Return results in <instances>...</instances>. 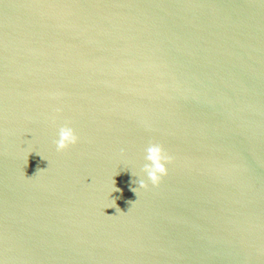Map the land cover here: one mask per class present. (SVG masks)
Listing matches in <instances>:
<instances>
[{
	"label": "water",
	"instance_id": "1",
	"mask_svg": "<svg viewBox=\"0 0 264 264\" xmlns=\"http://www.w3.org/2000/svg\"><path fill=\"white\" fill-rule=\"evenodd\" d=\"M0 264H264V0H0Z\"/></svg>",
	"mask_w": 264,
	"mask_h": 264
},
{
	"label": "clouds",
	"instance_id": "2",
	"mask_svg": "<svg viewBox=\"0 0 264 264\" xmlns=\"http://www.w3.org/2000/svg\"><path fill=\"white\" fill-rule=\"evenodd\" d=\"M79 142V136L76 130L65 125L59 129V139L55 141L56 148L58 151H65L71 146L76 145ZM148 161L144 165L143 171L146 173L148 180L155 186H158L164 176L168 174V167L166 165L172 163V157L165 151L164 147L158 143L150 144L146 149V157ZM139 188L147 189L149 184L146 180H139ZM137 192V188L131 189ZM114 191H121L119 188L115 187ZM129 203H133L129 201Z\"/></svg>",
	"mask_w": 264,
	"mask_h": 264
}]
</instances>
